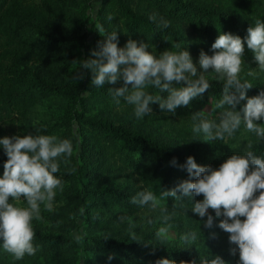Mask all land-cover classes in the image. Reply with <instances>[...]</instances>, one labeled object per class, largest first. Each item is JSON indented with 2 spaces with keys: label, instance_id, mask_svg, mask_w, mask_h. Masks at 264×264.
Wrapping results in <instances>:
<instances>
[{
  "label": "trees",
  "instance_id": "obj_1",
  "mask_svg": "<svg viewBox=\"0 0 264 264\" xmlns=\"http://www.w3.org/2000/svg\"><path fill=\"white\" fill-rule=\"evenodd\" d=\"M94 1L0 0V121L19 125L23 133L70 139L74 146L68 163L61 162L56 174L62 179L63 191L57 189L53 210L41 205V219L33 220L38 251L16 260L3 250L0 241V264H156L162 258L199 264L202 258L211 261L217 255L226 264H238L239 254L232 255L229 248L203 250L167 243L124 222L134 221V213L150 207L130 203L137 193L152 191L159 196L163 189L189 179L186 169L180 168L188 156L198 164L219 168L233 154L217 152L208 141L193 139L182 144L139 122L100 112L102 106L128 104L123 98L115 104L109 91L113 85L93 86L90 69L84 70L82 80L77 72L98 42L106 39L98 28L104 34L118 32L120 47L131 38L146 42L152 52L203 50L212 55L211 45L220 32L244 38L248 27L257 20L264 22V0H101L95 20L91 14ZM154 13L170 26L158 28L149 20ZM243 59L258 66L246 43ZM207 79L209 90L188 106L178 107L174 114L162 112L158 104H153V109L179 118L203 112L218 123L224 109L212 111V106L222 98L223 81ZM242 80L253 85L248 97L264 90L258 78ZM147 91L168 95L151 86ZM246 103V99L241 101L235 110L241 111ZM259 122L264 124V118ZM252 150L264 157V144ZM173 158L176 165L171 163ZM6 160L0 146V176ZM202 199V195L179 200L168 197L160 206L196 217L192 206ZM209 213L218 223L223 219L216 218L211 209ZM121 216L126 219L121 221ZM82 219L86 232L77 242L74 231L81 228ZM132 233L138 241L131 240ZM109 256L113 258L109 260Z\"/></svg>",
  "mask_w": 264,
  "mask_h": 264
},
{
  "label": "clouds",
  "instance_id": "obj_2",
  "mask_svg": "<svg viewBox=\"0 0 264 264\" xmlns=\"http://www.w3.org/2000/svg\"><path fill=\"white\" fill-rule=\"evenodd\" d=\"M149 20L162 30L170 26L163 17L157 19L155 13L149 16ZM97 30L106 39L98 42L97 49L83 60L77 78L82 80L84 70L90 69L93 86L113 85L109 91L116 105L123 98L134 107V115L138 119L151 114L153 104H158L162 112L174 114L178 107L188 106L193 99L209 90L211 84L204 74L211 69L223 81L222 98L212 106V111H224L220 113L218 123L209 120L203 112L195 113L193 120L198 123L194 131L203 132L204 141L224 140L226 135L232 136L243 124L249 132L264 140V124L257 123L264 118V90L248 97L247 92L253 85L242 80L240 75L245 43L247 49L254 53L259 68L264 70V22L257 20L248 27L244 38L231 32H220L211 45L214 54L209 55L203 50L199 54L203 72H198L188 50L176 52L166 49L156 56L148 50L146 42L130 38L124 47H120L118 32L104 34L102 28ZM121 81L122 86L116 87ZM176 84L182 86L176 87ZM150 86L168 95L151 94L147 91ZM245 99L247 103L243 109L236 111V106ZM0 146L7 156L0 176V241L6 253L21 260L25 255L34 256L38 251L34 245L33 220L41 219V205L47 211L53 210L57 189L63 191L62 179L56 174L60 172L61 162L68 163L74 146L70 139L45 134L4 136L0 138ZM252 148L249 143L244 154L229 156L219 168L198 164L193 156H188L180 168L186 169L189 179L182 180L172 189H163L159 197L152 191H141L131 198L130 203L156 210L168 197L179 200L202 195L203 199L193 204L192 211L201 218L207 216V228L214 226V217L209 209L214 211L216 218L223 217L219 227L229 234V241L235 246L230 249L231 254L239 252L238 264H264V157L256 155ZM171 163L176 165L177 160L173 158ZM71 171L75 172V168ZM22 200L26 205L20 203ZM170 218L165 215L163 220L167 222ZM120 219L123 221L126 217L121 216ZM156 236L167 238L168 229L161 227ZM181 239L195 241L197 233H187ZM131 240L138 241L135 233L131 234ZM76 241H80L79 235ZM108 258L111 260L113 257ZM156 264H197V261L178 262L162 258ZM199 264L226 262L217 255L211 261L202 258Z\"/></svg>",
  "mask_w": 264,
  "mask_h": 264
},
{
  "label": "rangeland",
  "instance_id": "obj_3",
  "mask_svg": "<svg viewBox=\"0 0 264 264\" xmlns=\"http://www.w3.org/2000/svg\"><path fill=\"white\" fill-rule=\"evenodd\" d=\"M101 0H95L93 4V9L91 14L95 20L97 17L98 9L100 7ZM91 25L89 24V30H91ZM92 33H90L91 35ZM201 50L190 52L193 63L196 64L198 72H203V69L199 65V54ZM154 55L159 56L161 51L153 52ZM252 73V75H249ZM206 78L219 79L220 76L214 71L209 69V72L204 74ZM241 78H258L264 83V70H261L258 66H251L250 63L246 62L242 65ZM211 109V108H209ZM107 111L110 113L113 118H127L132 122H139L145 128L150 131L159 132L163 135L175 137L180 143L184 144L189 141L196 139L201 142H205V136L203 132L196 133L194 131V126L198 123L197 120L193 118H179L175 116H164L162 113L157 112L153 109V112L149 115H146L142 119H138L134 115V107L132 105H124L119 107H109L105 108L102 106L101 111ZM94 111L98 112L99 109L96 108ZM126 119V120H127ZM257 123H260L257 121ZM21 128L19 125H11L9 121H0V137L4 136H16V135H27V133H21ZM251 143L253 147L264 144V140L259 139L255 133L249 132L244 125L232 135L225 136L224 140H212L208 141L210 147H213L217 152L229 151L232 154H242L246 151L247 145ZM157 195L156 192H153ZM158 196V195H157ZM159 197V196H158ZM23 205V202H20ZM161 209H166L163 206H160L156 210H151L150 207L142 209L140 212L134 213V221L126 219L124 222L129 221V224L137 226L145 232L151 233L152 237L156 236V232L161 228L165 227L168 229V236L165 239H162L165 242L174 243L178 245H185L190 247H195L196 249H211L216 251H221L223 249H231L235 247L229 241V234L223 231L219 227V223L214 221V226L212 228L205 227V222L207 216L201 218L198 216L195 217L194 214L189 213H179L177 211H162ZM165 215L170 216L171 218L164 222L163 217ZM151 221V222H149ZM82 223L81 228L75 230V236L79 235L80 237L86 232L83 224V219L80 220ZM196 232L197 239L192 242H185L181 237L187 233ZM236 254H239L237 251Z\"/></svg>",
  "mask_w": 264,
  "mask_h": 264
}]
</instances>
